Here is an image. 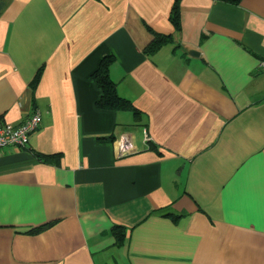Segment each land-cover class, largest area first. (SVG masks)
Instances as JSON below:
<instances>
[{
  "label": "crops",
  "instance_id": "crops-1",
  "mask_svg": "<svg viewBox=\"0 0 264 264\" xmlns=\"http://www.w3.org/2000/svg\"><path fill=\"white\" fill-rule=\"evenodd\" d=\"M175 2L0 0V264H264V0Z\"/></svg>",
  "mask_w": 264,
  "mask_h": 264
},
{
  "label": "trees",
  "instance_id": "trees-1",
  "mask_svg": "<svg viewBox=\"0 0 264 264\" xmlns=\"http://www.w3.org/2000/svg\"><path fill=\"white\" fill-rule=\"evenodd\" d=\"M225 2L228 4H239L242 0H216ZM179 3L180 0H176L174 7L171 13V21L174 26L179 29L180 21H179ZM174 42V37L172 35H164L154 33V39L146 48L147 54H153L160 50L162 47ZM115 61L114 56L109 55L104 57L98 69L92 74V79L95 81L97 86L102 90L101 98L97 101L96 105L100 109L107 110H115V111H133L135 115H139L138 110L134 107L132 102L126 98H123L119 95L117 90V84L110 77V67L112 63ZM42 70H39L35 80L32 82L31 86L33 89L37 86ZM49 159V158H46ZM115 236L117 238V242L121 244L124 239V234L119 225H116L114 228Z\"/></svg>",
  "mask_w": 264,
  "mask_h": 264
},
{
  "label": "built area",
  "instance_id": "built-area-1",
  "mask_svg": "<svg viewBox=\"0 0 264 264\" xmlns=\"http://www.w3.org/2000/svg\"><path fill=\"white\" fill-rule=\"evenodd\" d=\"M260 67L264 70V60L261 61ZM41 124L42 114L38 109L18 125L0 122V149L7 147L27 148L32 135L39 130ZM148 141L149 138L147 136L146 142ZM131 150L132 137L130 134H124L116 142V155L122 157L127 155Z\"/></svg>",
  "mask_w": 264,
  "mask_h": 264
}]
</instances>
